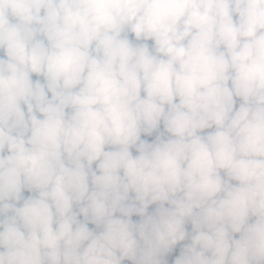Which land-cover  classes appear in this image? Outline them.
<instances>
[{
	"label": "clouds",
	"instance_id": "clouds-1",
	"mask_svg": "<svg viewBox=\"0 0 264 264\" xmlns=\"http://www.w3.org/2000/svg\"><path fill=\"white\" fill-rule=\"evenodd\" d=\"M0 264H264V0H0Z\"/></svg>",
	"mask_w": 264,
	"mask_h": 264
}]
</instances>
